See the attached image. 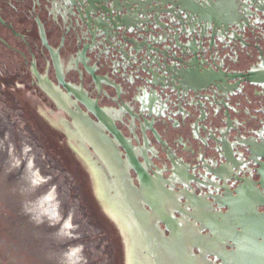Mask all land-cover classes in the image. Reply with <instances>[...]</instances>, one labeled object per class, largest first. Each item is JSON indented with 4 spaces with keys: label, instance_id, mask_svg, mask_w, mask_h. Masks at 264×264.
I'll use <instances>...</instances> for the list:
<instances>
[{
    "label": "water",
    "instance_id": "water-1",
    "mask_svg": "<svg viewBox=\"0 0 264 264\" xmlns=\"http://www.w3.org/2000/svg\"><path fill=\"white\" fill-rule=\"evenodd\" d=\"M52 10L58 49L39 17L36 22L56 90L63 89L75 111L51 107L22 63L0 55V264H135L133 226L125 210L119 206L124 217L117 210L87 144L105 164L125 162L137 173L143 188L127 195L137 234L142 228L158 240L157 223H163L171 237L159 238V248L171 264H191V235H201L206 225L203 204L196 220L202 226L191 228V194L173 195L154 182L149 164L138 159L139 151L148 162L137 130L129 135L139 150L117 121L136 125L146 147L151 138L163 143L157 124L192 133L196 169L221 182L223 173L205 158L240 171L233 155L244 154L262 178L258 184L241 179L245 191L223 219L264 222L255 209L264 197L245 193L264 187V0H62ZM102 95L113 108L99 105ZM51 98L59 104L58 96ZM256 107L261 116L239 123ZM171 163L185 188L188 171ZM142 194L153 213L140 200L132 203ZM240 204L245 213L238 212ZM245 228L253 234V226Z\"/></svg>",
    "mask_w": 264,
    "mask_h": 264
},
{
    "label": "flooded vegetation",
    "instance_id": "flooded-vegetation-1",
    "mask_svg": "<svg viewBox=\"0 0 264 264\" xmlns=\"http://www.w3.org/2000/svg\"><path fill=\"white\" fill-rule=\"evenodd\" d=\"M61 3L62 0H0V55L4 54L9 56V58H15L17 62H21L22 66L26 68L32 84L36 88L35 92H38L37 89L42 91L51 107L61 110L64 113V110L67 108H71L73 111L75 109L74 106H69L68 101L65 99L63 89L61 88V91L56 90L58 83L53 61L47 49L42 44L39 27L36 22V18L39 17L45 25L50 45L55 50L58 49L61 45V37H51L53 35L54 23L50 14L51 12H56V10H52L54 4L60 7ZM61 58H63L62 52ZM66 80L69 81L68 76ZM86 87L88 88V86ZM53 94L56 97L58 96L59 104H56L51 98ZM89 95L94 99L98 98L97 94H94L92 90H89ZM99 105L102 108L114 107L104 95L99 97ZM258 109L259 107L246 110L250 116L246 117L243 115L242 121L239 123H245L250 117L256 118L261 116L257 112ZM91 117L95 120V117ZM68 121L71 123V120ZM253 124L257 129V124ZM117 126L130 139L133 146L139 150L136 139L129 135L130 129L137 130L138 138L141 140L139 145L145 147L144 150L146 151L148 162L146 160L144 161L139 151L138 159L141 164H149L150 168L145 167L154 182H158L161 187L165 186L164 189L173 195L184 189L189 195L191 194V209L187 207V210L191 213V218L188 217L191 220V228L196 223L198 226H202V223L196 220L204 210L206 217L205 229L202 230L201 235H191V264H264V222L255 219L251 224L247 218L243 219L239 215H237L239 217L236 216L230 219L227 217L223 219V216L235 211V204H237L240 198L239 192L242 194L245 191L244 189L242 190L243 184L241 183V179L248 181L252 179L256 184L261 181L260 167L249 163L244 154L240 157V154L238 155L236 152L234 153L235 156L233 155V160L243 165L240 171H235L226 162L221 160H216L217 165L214 166L212 164L213 161L207 159L208 157L205 158L208 165H211V170L220 172L217 173L219 175L223 173L225 182H221L215 176L205 174L196 169L197 161L192 152L195 151L197 144L193 139L192 133L190 135L187 131L179 132L175 129V124L170 125L169 128L162 124H157L156 129L160 133L163 143L151 138V143L149 142L146 147L142 142V136L136 125H130L126 121H117ZM251 127L253 128V125ZM77 142L82 144L79 138H77ZM86 147L87 152L92 156V161L94 163L96 162L94 166H97L98 173H100L106 182L107 190L110 197L115 201L117 210L124 217L125 213L120 208L124 209L126 216H128L125 218L127 220L126 222L133 226L134 232L132 231L131 238L133 244L132 257L135 264H171L167 256L159 248L158 243L160 242L159 238L171 237L170 230L163 223H157L161 231V235L157 236V238L159 237V241L155 238L150 240V235L142 228L138 234L134 229L135 226L139 225L134 217H132L130 210L131 204L127 201V195L131 189L141 190L143 188L139 182L137 173L125 162L123 163V167L117 161H109L108 164H105L95 150L90 148L88 144ZM237 151L239 150L237 149ZM121 159L126 160L124 154H121ZM171 161L175 162L177 166L184 167L188 171V177L185 178L188 186L185 188L178 184L180 177L178 176L179 174L177 175L172 172L173 167ZM262 163H264V160H262ZM247 192L255 197H264V187L261 185H255L245 193L248 194ZM195 198L202 203L200 205L196 204L195 202L200 201H197ZM97 199L99 200L98 197ZM138 200H140V206L145 212L153 213L152 208L147 204L143 194L132 203L136 204ZM216 201H224V205L219 206L218 203L216 204ZM201 206L204 207L203 210L200 208ZM240 206L242 204L238 205V212L245 213L247 209L244 207L240 209ZM255 207L260 214L264 215V203L258 202L255 204ZM168 209L173 216L179 219L183 218L173 207H169ZM183 209H186V207L184 206ZM108 218L117 226L112 218L109 216ZM248 225L253 226V234L249 236L248 230L245 228ZM117 231L119 232L120 229L117 228Z\"/></svg>",
    "mask_w": 264,
    "mask_h": 264
}]
</instances>
